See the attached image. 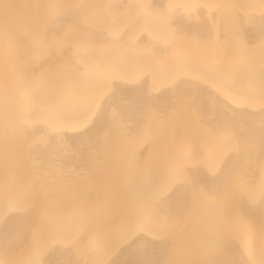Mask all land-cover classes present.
Returning <instances> with one entry per match:
<instances>
[{"label": "bare ground", "instance_id": "obj_1", "mask_svg": "<svg viewBox=\"0 0 264 264\" xmlns=\"http://www.w3.org/2000/svg\"><path fill=\"white\" fill-rule=\"evenodd\" d=\"M0 264H264V0H0Z\"/></svg>", "mask_w": 264, "mask_h": 264}]
</instances>
